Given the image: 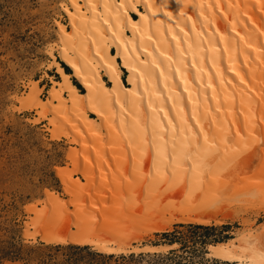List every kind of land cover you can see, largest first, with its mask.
<instances>
[{
    "label": "bare ground",
    "instance_id": "bare-ground-1",
    "mask_svg": "<svg viewBox=\"0 0 264 264\" xmlns=\"http://www.w3.org/2000/svg\"><path fill=\"white\" fill-rule=\"evenodd\" d=\"M69 2L70 6L64 5L69 25L60 20L56 25L59 56L71 67V73L54 55L49 68H56L61 80L52 78L46 100L40 97L39 81L32 80L27 94L19 98V109H36L40 114L36 120L53 114L56 130L66 116L75 124L72 127L85 134L73 140L92 142L88 146L94 147L92 153L98 146L99 156L108 150L116 160H130L139 167L149 165L143 182L150 208L145 204L147 210L138 215L136 223L129 220L139 232L134 237L168 230L175 222L210 224L224 202L221 199H227L219 197L226 195L220 193L221 187L231 183L232 177L241 176L238 171L247 168L253 158L264 155V0ZM72 77L85 89L81 90ZM59 134L54 132V138ZM79 153L74 149L69 154L75 169L62 166L57 173L67 194L81 198L99 191L105 179L87 168L81 171L85 180L74 179L73 171L81 167L77 162L83 154ZM133 180L129 186L135 185ZM253 186L243 189L242 195L240 189L237 193L240 197L264 195V186ZM178 188L184 191L182 209L155 206L156 195L164 191L163 195L169 196ZM47 195L51 212L43 214L33 208L35 227L39 219L44 221L38 230L42 240L90 245L111 254L128 250L131 232L127 222L118 223L98 205V211L94 207L85 214L71 212L73 197L67 200L51 190ZM263 227L257 232L244 229L225 241L212 243L210 254L239 264H264ZM173 245L146 244L135 249L151 251Z\"/></svg>",
    "mask_w": 264,
    "mask_h": 264
},
{
    "label": "rangeland",
    "instance_id": "rangeland-1",
    "mask_svg": "<svg viewBox=\"0 0 264 264\" xmlns=\"http://www.w3.org/2000/svg\"><path fill=\"white\" fill-rule=\"evenodd\" d=\"M66 4L70 6L69 0H0V264H153L152 257L154 254H167L171 249H176V253L179 254H190L194 249L192 246L185 251L180 248V244L178 243H175L171 247L151 251L142 249L138 251L135 249V247H143L146 244H154L159 241L163 243V235L161 233L164 231L178 229L189 233L187 228L181 226L176 227V224L191 223L175 222L168 230L154 231L141 235V237H134V234H139V232L131 227L132 225L130 223L134 221L136 223L138 215H142L144 210H147L148 203L151 202L144 198L145 188L143 182L149 165L139 167V165H132L130 160L128 162L123 159L116 160L110 157L112 152H108V150L103 152L105 155L101 154L99 156L97 154L100 152L97 153L96 151L98 150V146L95 148V152L92 153L94 150L91 151V149H94V147L92 146L89 149L90 143L92 142L88 141L87 144H84L83 142L79 143L74 141L76 138H79L76 135L85 136V134L80 128L75 129L76 127H72L75 124L72 121L70 122V119L66 116H62L59 121L60 130H56L57 128L51 118L53 114L36 120L40 116V114L36 113V109H19V98L27 94L32 80H37L39 83L45 82L46 80H41V78L46 77L47 72H51L50 70L52 68H49V65L55 59L54 55L59 60H62L58 51L60 36L58 35L59 27L56 25V22L60 20L66 25H69V17L64 10V5ZM124 74L126 75L125 72ZM73 78L77 80V78ZM54 79H60V77ZM105 79L110 84L108 78L105 77ZM51 85L53 86V83ZM49 92V90L47 92L46 89L42 88L40 97L46 100L49 97ZM89 114L95 116L91 111H89ZM56 131L60 133L58 138H54V132ZM82 139L84 140V137ZM87 139L89 140L91 138ZM74 149L83 154L82 159L80 158L78 162L76 161L77 165H79L78 167L81 166V169L79 168L80 170L73 171L74 179L85 180L82 175L83 173H81L85 168L90 169L92 173L95 172V175H99L100 178L103 177L105 179L104 184L100 183V187H98L99 191L95 190L91 193L94 199L85 194L81 198L79 195L76 196L77 198L69 196L65 190L64 182L58 176V167L67 166L71 170L75 169L69 155ZM81 153H79V156H81ZM102 158L103 160L101 161L100 159ZM256 158H253V161L251 160L247 164V168L245 167L247 170L242 168V171H238L239 174L241 173V176L237 175V177L241 182L238 183L237 177H232V181L234 182L231 181V183L221 187L222 190L220 193L223 194L224 192L226 195L220 194L219 197L225 198L227 196L226 198L230 199L228 197L230 196L232 199L230 201L221 199V202H224H222L219 208L217 217L213 216L211 223L205 225L220 226L222 224H230L231 226L228 232L232 236L237 235L239 231L244 229H251L256 232L262 230L264 225V195H257V198L247 197L246 195L244 196L245 198L240 197L243 194L242 192L247 191L246 188L256 187L253 185H257V187L259 185L260 187V184L264 186V180H261L262 182L260 181V179H264V155ZM96 159L100 163L102 162V164H99ZM92 160L96 162V166L92 163ZM123 163H127V165L125 166ZM107 164L108 167L106 166ZM112 164L122 168L116 170L117 168L114 167L113 169ZM135 173L136 175H133ZM138 175H141V178ZM129 176H133L136 180H133ZM138 177L142 180L140 181L141 184H139ZM121 180H125L126 184L124 185ZM130 180L131 183L132 180L135 181V185L131 184L129 186ZM230 185L231 187L233 185L234 189L230 188ZM224 188L226 191L228 189L229 193L235 191L232 193L233 196H231L232 194L227 195L229 193L223 191ZM178 189L175 191V194L169 193V196L167 194L163 195L164 191L160 194L162 196L156 195L155 197L153 195L156 199L155 201L153 200L154 203L156 202L155 206L157 205V207L164 209L167 207L169 210L176 211L182 209L184 206V203H182L184 191L182 190L183 188ZM239 189L241 190L240 195L237 193ZM48 190L55 191L67 200L73 197L74 203L72 202L70 205L71 209L69 208L71 212H76L77 210V212L85 214L93 211L94 207L98 211L101 206L102 210L104 209L103 212L114 215L112 218L115 220L117 218L118 223L124 225L127 222L128 224L126 225L129 227L127 229L131 232L128 233L129 235L131 234V240L128 242L130 243L128 244V250L126 252L114 253L111 257L109 256L111 253L100 252L90 245L48 243L42 240V234L38 230L42 227L44 221L41 219V223L39 219L38 221L40 223L37 222L39 225L36 224L37 228L35 227V224L32 223L36 216L33 208L42 210L43 214L52 211L50 204H48ZM129 191H133L131 192L132 194ZM262 191L264 192V189ZM120 192H123V195ZM178 194L181 197H178ZM238 195L239 198L236 199ZM258 197L260 198L256 201ZM242 199L251 200L248 202L244 200L242 202ZM85 202L87 203L85 204ZM123 203L126 205H123ZM134 204L135 209L132 208ZM88 206L90 207L88 208ZM55 211L61 213L60 209H55ZM121 213L123 216L128 217H123ZM131 213L132 215H130ZM130 219L132 222L129 221ZM218 220L222 222H218ZM115 222L113 221V225H118ZM210 243L212 244L214 242H208L205 246L198 245L202 251L197 249L196 260L199 259L197 255L203 254L205 255V259L209 261L206 260L204 263L198 262L197 264H239L234 261L223 260L210 254ZM131 253H135L136 256L134 258L129 257ZM139 253H144V256H138ZM120 255H127V260L119 258ZM214 258L218 259L217 263H213L212 260Z\"/></svg>",
    "mask_w": 264,
    "mask_h": 264
},
{
    "label": "trees",
    "instance_id": "trees-1",
    "mask_svg": "<svg viewBox=\"0 0 264 264\" xmlns=\"http://www.w3.org/2000/svg\"><path fill=\"white\" fill-rule=\"evenodd\" d=\"M135 16V14H134ZM62 66L64 67L65 71L68 73L71 72L70 66H68L63 60H60ZM74 83L79 86L81 90H84L82 84L79 83L76 79H74ZM181 226L188 229L189 233H185L182 230L175 229L173 231H164L161 234L163 235V243L155 242L154 244H180V248L182 250L187 251L189 247L192 246L193 251L190 254H182L176 253V249H171L167 254H154L152 257L153 264H197L198 262L204 263L209 261L205 259V255H197L199 256L198 260H196V251L200 249L199 246H205L208 242H222L227 240L228 238L232 237L229 235V228L230 224H222L218 225H205V224H198V223H178L176 227ZM203 231V232H200ZM211 244V243H210ZM199 245V246H198ZM198 246V247H197ZM201 253V252H200ZM114 254H109V256H113ZM187 255V256H186ZM136 255L135 253H131L129 257L134 258ZM138 256H144V253H139ZM119 258L122 260H127V255H120ZM205 260V261H204ZM213 263H217L218 259L214 258ZM207 264V263H206Z\"/></svg>",
    "mask_w": 264,
    "mask_h": 264
},
{
    "label": "crops",
    "instance_id": "crops-1",
    "mask_svg": "<svg viewBox=\"0 0 264 264\" xmlns=\"http://www.w3.org/2000/svg\"><path fill=\"white\" fill-rule=\"evenodd\" d=\"M132 13V12H131ZM133 14H135V13H133ZM58 59V58H57ZM59 60V59H58ZM61 63V62H60ZM64 68V67H63ZM71 68V67H70ZM65 70V69H64ZM51 72H47V75H46V77H42L41 78V80H43V79H45L46 81L45 82H40L39 83V86L41 87V88H44V89H46V91L48 92V90L52 87V83H53V80H52V78L54 79V78H56V77H60L61 78V74H60V72L56 69V68H52L51 70H50ZM69 73H71V72H69ZM125 76V74L123 73V77ZM39 80V79H38ZM58 80H61V79H58ZM49 86H51V87H49ZM48 87V88H47Z\"/></svg>",
    "mask_w": 264,
    "mask_h": 264
}]
</instances>
